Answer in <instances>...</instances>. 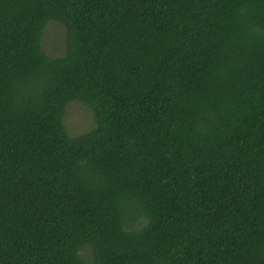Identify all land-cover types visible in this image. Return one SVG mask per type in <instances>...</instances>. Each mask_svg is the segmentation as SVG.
<instances>
[{"label": "trees", "instance_id": "trees-1", "mask_svg": "<svg viewBox=\"0 0 264 264\" xmlns=\"http://www.w3.org/2000/svg\"><path fill=\"white\" fill-rule=\"evenodd\" d=\"M0 264H264V0H0Z\"/></svg>", "mask_w": 264, "mask_h": 264}, {"label": "rangeland", "instance_id": "rangeland-1", "mask_svg": "<svg viewBox=\"0 0 264 264\" xmlns=\"http://www.w3.org/2000/svg\"><path fill=\"white\" fill-rule=\"evenodd\" d=\"M66 44V30L58 22L48 21L44 27L41 39V47L44 53L51 58L60 57ZM62 122L67 134L74 137L89 131L94 126V115L85 105L77 102H69L63 113ZM83 258L89 256L88 247L81 251Z\"/></svg>", "mask_w": 264, "mask_h": 264}]
</instances>
